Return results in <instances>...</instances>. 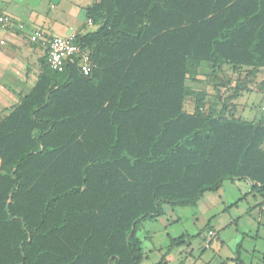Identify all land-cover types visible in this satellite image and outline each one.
<instances>
[{
  "label": "trees",
  "instance_id": "1",
  "mask_svg": "<svg viewBox=\"0 0 264 264\" xmlns=\"http://www.w3.org/2000/svg\"><path fill=\"white\" fill-rule=\"evenodd\" d=\"M86 17L92 74L45 58L0 120V264H141L163 205L244 177L264 195V123L230 115L237 87L216 109L186 85L201 63L264 68V0H96Z\"/></svg>",
  "mask_w": 264,
  "mask_h": 264
},
{
  "label": "crops",
  "instance_id": "2",
  "mask_svg": "<svg viewBox=\"0 0 264 264\" xmlns=\"http://www.w3.org/2000/svg\"><path fill=\"white\" fill-rule=\"evenodd\" d=\"M95 1L0 0V9L10 20L7 27H0V120L34 87L46 58L45 43L31 42L29 35L38 30L49 37L66 38L93 32L96 26L87 23L86 11ZM200 67L213 71L208 63ZM222 68H230L228 74L237 81L234 86L238 83L230 115L264 123V68ZM194 103L188 97L183 111L193 113ZM259 187L245 177L226 179L215 191L205 192L193 207L163 205V214L143 222L136 233L144 256L141 264H264V195ZM178 227L177 236L171 234ZM209 231L215 236L206 248Z\"/></svg>",
  "mask_w": 264,
  "mask_h": 264
},
{
  "label": "built area",
  "instance_id": "3",
  "mask_svg": "<svg viewBox=\"0 0 264 264\" xmlns=\"http://www.w3.org/2000/svg\"><path fill=\"white\" fill-rule=\"evenodd\" d=\"M9 18L0 9V27L5 28L9 25ZM91 25V21H87ZM22 28V27H20ZM77 36L71 35L66 38L49 37L42 31H34L29 35L31 42L43 41L46 46V61L49 68L56 73H63L69 63H76L79 73L83 77H88L92 74L94 64L91 57V52L88 49H82L76 41ZM264 96V90L262 91ZM260 151L264 155V136L260 142ZM261 210L264 211V199L262 200ZM213 231H209L206 235L204 243L207 248L210 241L214 238Z\"/></svg>",
  "mask_w": 264,
  "mask_h": 264
},
{
  "label": "rangeland",
  "instance_id": "4",
  "mask_svg": "<svg viewBox=\"0 0 264 264\" xmlns=\"http://www.w3.org/2000/svg\"><path fill=\"white\" fill-rule=\"evenodd\" d=\"M230 68H220L214 75L209 68L199 69V78L197 82H189L191 87H194L196 91H202L206 94L207 105L215 107L216 109L221 107L222 100L229 95L233 90L235 83L237 82L234 76L229 73ZM192 84H195L194 86ZM190 87V88H191ZM184 226L181 227L183 229ZM175 231H180V228L171 230V234L175 235ZM177 236V235H175ZM161 240V238H159ZM165 244H168L167 242ZM161 246H164L161 244Z\"/></svg>",
  "mask_w": 264,
  "mask_h": 264
}]
</instances>
